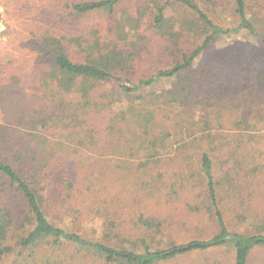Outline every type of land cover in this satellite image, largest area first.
Segmentation results:
<instances>
[{
  "label": "trees",
  "instance_id": "obj_1",
  "mask_svg": "<svg viewBox=\"0 0 264 264\" xmlns=\"http://www.w3.org/2000/svg\"><path fill=\"white\" fill-rule=\"evenodd\" d=\"M122 1L11 0L22 26L12 31L10 50L0 53V264H160L224 246L231 248L233 264H250L253 252L264 251V219L256 216L243 230L231 226L208 152L197 155V164L217 232L159 246L136 230L163 225L140 209L157 202L152 195L162 196L161 184L141 176L125 202L113 199L105 149L98 148L112 142L107 152L119 156L124 141L133 142L128 155L139 159L137 167L149 178L143 167L171 130L184 131L188 140L204 138L205 131L212 136L205 126L210 121L195 118L204 99L256 84L264 101V60L252 53L230 59L224 70L223 61L203 69V80L193 72L196 59L224 34L245 32L264 47L262 4L231 0L234 23L225 26L207 10L217 0H134L140 3L134 11L123 8L118 15ZM100 15L111 20L107 33L100 21L92 22ZM147 15L152 33L176 39L162 49L172 56L162 66L141 55L152 44L139 45L149 41L138 34ZM186 31L198 39L191 49L180 46ZM121 100L124 106L115 109ZM260 110L255 119H236L237 124L254 128L264 120ZM256 147L251 154H259ZM249 173L256 187L248 194L264 195V175ZM238 175L227 172L222 190L235 191ZM90 217L102 218L101 237L81 230Z\"/></svg>",
  "mask_w": 264,
  "mask_h": 264
},
{
  "label": "rangeland",
  "instance_id": "obj_2",
  "mask_svg": "<svg viewBox=\"0 0 264 264\" xmlns=\"http://www.w3.org/2000/svg\"><path fill=\"white\" fill-rule=\"evenodd\" d=\"M230 1L217 0L215 4L207 6L209 15L216 23L225 26L234 23ZM260 2L264 11V0H260ZM139 5L140 3L134 0H123L117 7L116 12L119 15L123 8L132 12ZM250 7L254 9L253 4ZM16 8H19V6H16ZM12 9L11 0H0V53L10 50V35L12 31L22 26L17 12L19 9H15V11ZM27 16L28 14H26ZM97 21L103 24L104 33H107L111 21L109 16L100 15L93 18L92 22ZM261 21L264 23V14L261 16ZM126 29L129 28L126 27ZM139 29L138 34L141 32L149 38L146 46L139 45L147 47L152 43L148 46L150 48L148 51H144V54L141 53L145 61L153 63L154 66H162L172 59L171 54L162 53V49L174 45L176 39L167 35L158 37L152 33L149 15L145 17ZM131 33H133L132 30ZM191 35L193 33L184 32V36L180 40V46L184 49H191L198 43V39ZM207 48L206 54L198 57L195 61L196 64L194 63L193 72L199 80L205 78L203 69L219 66L223 61L224 65L220 70H224L226 63L230 59L232 61L236 60L242 52H246L247 55L254 54L251 57L256 58V60H264L262 43L245 32L224 34L214 40ZM28 72H32V67L26 71V73ZM162 85L170 87L167 82ZM156 86L160 85L156 84ZM243 90L236 94L226 92L218 100L215 97L211 100L204 99L200 105H197L195 118H199L203 123H205L204 121H210L205 126L212 132V136H206L207 131H205L203 133L204 138L197 140L191 138L188 140L184 135V131L177 132V128L171 130L170 135L165 137L166 140L159 146L157 156L151 158L148 165L143 167V170L147 173L151 172L149 178L145 177L137 167L139 159L131 158L129 157L130 154L128 155L131 151L129 147L133 145V142L125 140L121 147L122 154L120 153L119 156L115 154V150L107 152L108 146L114 147L112 142H105L99 146L98 149H105L107 182L110 191H112L113 199L118 197L125 202L124 195L128 192H134L135 184L141 176L143 181L157 178L156 182L161 184L160 192L162 196H156L155 193L152 195L157 202L151 201L150 204H145L140 209L156 220H162L163 225L159 230L143 227L138 228L136 232L141 231V234L152 239L153 243L158 241L159 246H164L171 240L176 242L186 241L199 237V235L208 236L217 232L214 218L208 211L205 182L200 175L197 164V155L203 151L210 154L214 163L215 175L223 184L219 194L224 197V214L231 226L243 230L245 227H250L247 225L256 219V216L264 219V195H262V192L253 195L248 194L254 186L256 187L255 183L251 184L255 181L250 176L249 170L254 169V173L258 174L257 176L253 175L255 178L264 175V120L260 121L254 128H248L245 124H237L236 122V119H255V112L260 108L261 113H264V101L260 99L263 92L256 84L250 88L246 85ZM18 97L20 96L16 95L14 98ZM124 104L121 100L119 103L115 102L113 106L115 109H120ZM215 110H217V118L213 117V115H216ZM197 111H200L199 116ZM260 119L261 117H258V120ZM120 126L126 128L124 122ZM203 126L204 124L201 125V128ZM128 136L131 135L128 134ZM252 147L259 148L257 150L259 154H251ZM107 159H109V162ZM96 166L102 168V163L99 162ZM243 171L244 173H242ZM227 172L232 173L233 176L241 173L238 175L240 177L235 191H231L229 187L222 190L223 186L228 185V183L222 181ZM235 181L236 179L233 180V182ZM161 200L165 203H161ZM188 204L191 205L192 209L188 208ZM124 216L126 217L125 220L129 219V215ZM91 219L92 217L81 223V230H87L90 233L87 235H91L90 237H101L102 218ZM143 229L146 231L145 233L142 232ZM231 257V248L224 246L215 250L186 254L160 264H233ZM263 262L264 251L257 250L252 253L250 264H261Z\"/></svg>",
  "mask_w": 264,
  "mask_h": 264
}]
</instances>
